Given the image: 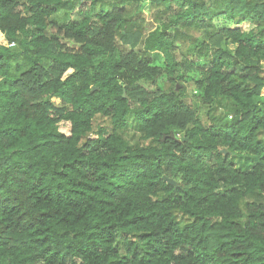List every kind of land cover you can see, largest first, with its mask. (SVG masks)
I'll return each mask as SVG.
<instances>
[{
  "label": "trees",
  "instance_id": "1",
  "mask_svg": "<svg viewBox=\"0 0 264 264\" xmlns=\"http://www.w3.org/2000/svg\"><path fill=\"white\" fill-rule=\"evenodd\" d=\"M0 40V264H264V0H0Z\"/></svg>",
  "mask_w": 264,
  "mask_h": 264
},
{
  "label": "rangeland",
  "instance_id": "2",
  "mask_svg": "<svg viewBox=\"0 0 264 264\" xmlns=\"http://www.w3.org/2000/svg\"><path fill=\"white\" fill-rule=\"evenodd\" d=\"M144 12H145V14H146V17H147V22H148V24H147V27H148V30H153L154 28H155V25L153 24V22H152V20H151V6H150V2H146L145 3V6H144ZM217 21V26L218 27H220V28H223V27H233V25L232 24H230V22H228L226 19H224V18H221V19H217L216 20ZM194 37H197L198 36V33H194V35H193ZM0 42L1 43H4V41H2V40H0ZM7 42L5 41V43L4 44H6ZM187 46L188 45H184L182 48H183V51H187V49L189 48V46H188V48H187ZM14 48V47H13ZM23 57L21 56L20 57V63H24L23 62V59H22ZM15 66H16V62H15V64H14ZM25 67H26V65H24ZM72 73V71H69L68 73H67V75H70ZM0 80H1V77H0ZM165 82H166V80L165 81H163L162 82V85L164 86L165 85ZM167 84L168 83H166V87H168L167 86ZM187 87H188V89H189V91H193L194 90V84H192V83H190V84H188L187 85ZM60 130L63 132V133H65V134H69L70 133V125H69V123H63L61 126H60ZM247 161H248V163L249 164H247ZM235 163H236V167L239 169V170H243V171H245L247 168H246V166L247 165H250L251 166V164H253V159L252 158H250V157H243V158H237L236 160H235Z\"/></svg>",
  "mask_w": 264,
  "mask_h": 264
},
{
  "label": "water",
  "instance_id": "3",
  "mask_svg": "<svg viewBox=\"0 0 264 264\" xmlns=\"http://www.w3.org/2000/svg\"><path fill=\"white\" fill-rule=\"evenodd\" d=\"M172 137H173V136H172ZM223 152L228 153L226 150H223ZM165 180H168L169 184L175 186L176 188L178 187L177 182H175L174 180L167 179V178H165Z\"/></svg>",
  "mask_w": 264,
  "mask_h": 264
},
{
  "label": "crops",
  "instance_id": "4",
  "mask_svg": "<svg viewBox=\"0 0 264 264\" xmlns=\"http://www.w3.org/2000/svg\"><path fill=\"white\" fill-rule=\"evenodd\" d=\"M242 27H244L245 29H248V28L250 27V25H249L248 23H244V24L242 25Z\"/></svg>",
  "mask_w": 264,
  "mask_h": 264
},
{
  "label": "built area",
  "instance_id": "5",
  "mask_svg": "<svg viewBox=\"0 0 264 264\" xmlns=\"http://www.w3.org/2000/svg\"><path fill=\"white\" fill-rule=\"evenodd\" d=\"M15 44H11V47H13Z\"/></svg>",
  "mask_w": 264,
  "mask_h": 264
}]
</instances>
